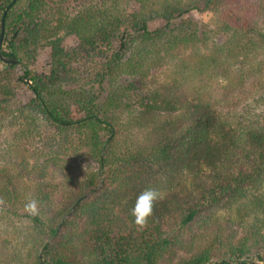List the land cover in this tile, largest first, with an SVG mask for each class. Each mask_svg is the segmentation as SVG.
<instances>
[{
	"label": "trees",
	"instance_id": "trees-1",
	"mask_svg": "<svg viewBox=\"0 0 264 264\" xmlns=\"http://www.w3.org/2000/svg\"><path fill=\"white\" fill-rule=\"evenodd\" d=\"M19 1L0 0V29L8 7L1 53L24 66L20 76L13 64L0 60V130L7 125L19 147L32 142L31 138L38 142L47 137L48 141L64 138L58 154L53 148L32 150L25 157L39 155L42 166L63 161L64 152L74 144L89 151L82 157L88 170L85 179L77 181L60 206L45 205L51 194L45 183L35 192L31 190L38 201V215H29L24 206L23 211L12 213L39 229L33 259L25 264H161L184 245L189 252L195 238L202 241L191 227L204 208L206 189L209 196L214 189L225 193L231 200L227 203L236 205L238 220L245 219L241 213L249 216L248 207L239 203L264 182V113L238 128L240 122L235 127L232 115L224 117L208 97L194 90L188 93L181 113L152 145L125 152L117 151L115 145L124 126L122 115L140 121L142 114L178 111L174 102H152L141 93L144 78L165 58L176 60L182 78L186 73L199 78L206 70L227 77L228 66L247 59L248 68L243 67L239 77L227 82V88L237 91L235 96L230 90L222 92V102L234 97L238 105L247 78L264 97V59L258 56V50L264 49V0H25L18 7ZM193 10L217 12L219 26L209 29L193 22L186 17ZM155 19L163 24L151 30L148 24ZM68 36L76 42L65 47ZM43 45L50 48V54L47 69L40 72L28 67L27 59ZM202 45L205 51H200ZM22 87L28 93L25 101L18 100ZM138 94L142 96L137 103L133 98ZM179 101L177 96L175 102ZM234 154H243L247 166L236 177L232 171L220 176L217 171ZM25 158L18 160L20 173L0 167V199L13 206L28 193L24 187H16L14 178H22L26 169L40 179L47 173L46 166L39 164L42 170L36 173ZM204 168H211L210 181L216 180L209 187L200 181ZM182 171L192 174L193 191L185 184L173 192L159 188L160 177L169 174L171 179ZM147 188L166 191L167 197L155 203L153 215L141 230L132 215L122 216L131 211L129 191L140 194ZM89 192L92 195L85 196ZM253 200L251 207L264 222V190ZM171 214L176 215L173 222L165 217ZM252 228L253 234L243 238L232 235L225 241L220 234L217 241L227 255L216 261L210 262L213 249L204 244L178 264H257L247 261L251 246L257 248L252 236L260 233L261 226Z\"/></svg>",
	"mask_w": 264,
	"mask_h": 264
},
{
	"label": "rangeland",
	"instance_id": "rangeland-1",
	"mask_svg": "<svg viewBox=\"0 0 264 264\" xmlns=\"http://www.w3.org/2000/svg\"><path fill=\"white\" fill-rule=\"evenodd\" d=\"M24 2L25 0H20L17 3V5L19 4L18 7L23 6ZM17 5L14 7L17 8ZM133 7L134 6L131 4L130 8ZM186 17H190L193 22H197L200 26L205 25L209 29H216L219 26V17L217 12H201L193 10L189 12ZM162 24L163 21L161 19H155L149 22L148 26L151 30H154ZM220 40L221 38H219V41ZM75 42V37L68 36L64 39V46H73ZM203 48V45L200 46V51H202ZM182 53L185 54L186 52L184 51ZM49 54L50 48L48 46H40L35 52L31 54L32 57L27 59V65H29L28 67L33 70L43 72L47 69L46 65ZM179 56H181V54ZM258 56L260 57V60L264 59V49L258 50ZM241 61H244L245 63L243 64ZM249 63L250 62H248L247 59L240 58L233 64V66H228L227 69L225 68L227 74L229 73L227 77L221 73L218 74L216 72H212L213 70L210 69L211 71L206 70L199 78L194 77L193 75L189 77L190 75H188V73L184 75L185 78H182L181 74H177V68L175 66L176 60H170L169 58L161 60L158 62V65L154 67L144 78V84L141 93L142 95H145L146 98H149L152 102L153 100H156L157 103H166L167 101L174 102L178 111L171 112L172 114L169 115L165 112L147 115L142 114L141 118L139 117L140 121L126 120V114L122 115L121 123L124 126L121 127V130L116 136V150H120V152L122 150V152H125L127 150H131L133 147L139 149L141 146H146L149 144L152 145L154 140L162 131L165 132L168 130L169 126H171L170 124L174 119V116H177L179 113H181L180 108L184 106L188 93H193L194 90L199 91L202 96L208 97V99L214 103V106L219 109L224 117L232 115V119H234L236 122L234 126L238 122H240L238 125H236L238 128L249 125L250 121H255V115L264 113V97L259 95L260 93H256V88L251 84L250 78L249 80L248 78L245 80L246 92L241 95V100L238 105L234 102V97L233 99L229 97L231 99L228 98V101L223 103V97L221 96L225 92L228 94V90H230L226 87L228 84L227 82H229L230 79L235 80L237 77H239L241 73L240 70L248 68ZM225 69L223 70L225 71ZM14 70L17 74L22 76L24 72L23 64L19 63V66H14ZM215 70L220 72L219 69ZM209 73H212V75L210 76ZM201 77L202 81L199 82ZM27 82L28 84L30 83L29 80H27ZM230 91L234 92L233 96H235L237 91ZM142 95L138 94L136 98H133V100L138 103V99ZM27 96V90L22 87L18 95V100L25 101ZM177 96L180 98L179 102H175ZM188 98H191V96ZM262 120L263 117H260L258 122L261 124ZM0 131V167H6L7 170H11L13 174L20 173V163L18 160L20 158L24 159L25 157H30V151L38 150L41 152H48L50 149L55 148L54 150L57 149L56 154H58L57 152L60 149V145L64 143V138L59 136H56L55 138L52 137V139L49 141L47 137L40 142H38L37 138H31L32 142L25 144L26 146L23 145L19 147L15 146V143H13L14 137L10 135L7 125L4 126ZM56 144L58 146H56ZM64 153V160L58 162V164L52 166L49 161L47 164L44 163L47 173H45V177L43 179H40L37 175V177L34 176L35 172L29 173L28 169L22 171L24 175L22 178L18 177L17 179L20 181H15V178L13 179L16 187H24L28 192L23 195V198L15 206L6 202L5 200L0 199V201H3L0 203V264H25L26 262H30V260L33 259L36 245L34 241L38 240L37 237L39 229L34 228V225L31 224L30 221L26 219L22 220L21 218H18V216L12 214L16 211V209L18 212L23 211L22 209L25 203L30 199H35V196L32 195L31 190L35 192L36 189L47 183L51 194L48 202H46L45 205L56 208L67 200L77 181L85 179L88 170L86 164L82 162V157H87L89 153L88 149L81 148L80 146L74 144L72 147H68V150H66ZM69 159L71 160L69 161ZM25 160L31 164V167L36 169V173L42 170V168H39V155L28 159L25 158ZM12 161L16 163L15 165L18 164L17 171L13 169L15 165L12 166ZM247 162L248 161L244 158L243 154H234L224 162L225 164L223 168L217 172L218 174L220 173V176H222L227 174L229 171H232L233 175L236 177V174L240 173V169H243L244 166H247ZM211 172V168H204L201 172L202 178L200 181H206L208 184L206 187H209L211 182L216 181H210L213 175ZM101 173L103 177V169ZM171 173L173 174V172ZM173 175L174 177L171 179L170 177L172 175L169 176V174L166 175L167 178L163 176L162 178L160 177L159 181L161 182L162 186L158 185L159 188H168L166 191L173 192L174 190L178 191L176 189H178L179 186L181 187V184H185L187 189L192 190L190 187V183H192L193 179L191 173L182 171ZM169 179L171 180L170 182H168ZM164 185H166V187H163ZM100 186L101 184L99 187ZM1 187L2 183L0 182V188ZM257 188L258 189L252 190L251 193L247 194L245 200L241 201L240 199V207L243 208L246 205L248 207L247 210L250 211L249 216H244L243 213H241V216L245 217L243 220H238L236 217V205L232 204L231 206L227 203L231 200H227L225 198V193H220L219 189H214L213 191H210L211 196H209V193L205 188L206 194H208L207 200L204 204V208H202V211L198 217H196L191 227L194 236L199 234L201 237H203L202 241H199L195 238V245L190 248L189 252L187 246L184 245L183 250L176 253L174 257L163 260L161 264H178L182 259L189 257L190 254H193L194 251H198L200 247H204L205 245L206 247L210 246L213 249V252L209 254L211 257L210 262L216 261L218 258L227 255L225 247H221V244L217 241V238L220 234L222 239L225 241L226 237L232 235L243 238L245 237V234L248 233L251 236L254 232V229L252 228L254 225L261 226V230L260 233L252 236L256 241L257 248L255 246H251V251L248 254L247 261L250 263L256 262L257 264H264V236H262L264 235V222L259 217V214H255L253 208L251 207L255 196L262 194V190H264V182H262ZM166 191H160L163 194V198L167 197ZM92 193L93 192H89L85 196H90ZM138 195L139 194L137 190L131 189L129 191L131 209L134 207L135 200ZM180 196H183V194H180ZM212 198L214 199L213 201ZM179 203L183 202L179 201ZM248 203H250V205H248ZM129 215H131V211L128 215L123 214L122 219H126ZM238 215L240 216L239 212ZM165 217L169 221L173 222L176 218V215L171 214L166 215ZM40 229L43 228L41 227ZM186 238L187 236L184 237V239ZM51 240L52 239H49L48 242ZM259 245H263L262 248H260ZM105 249H108L109 252L111 250L110 246H107L106 244ZM42 252L43 251L39 249V257H41ZM207 264L210 263L207 262Z\"/></svg>",
	"mask_w": 264,
	"mask_h": 264
},
{
	"label": "clouds",
	"instance_id": "clouds-1",
	"mask_svg": "<svg viewBox=\"0 0 264 264\" xmlns=\"http://www.w3.org/2000/svg\"><path fill=\"white\" fill-rule=\"evenodd\" d=\"M163 199V194L155 188L144 189L136 198L131 215L134 217V224L138 229L147 226L148 219L153 215L155 203ZM3 201H0L2 203ZM24 211L29 215L39 214V205L36 199L28 200L24 205Z\"/></svg>",
	"mask_w": 264,
	"mask_h": 264
},
{
	"label": "water",
	"instance_id": "water-1",
	"mask_svg": "<svg viewBox=\"0 0 264 264\" xmlns=\"http://www.w3.org/2000/svg\"><path fill=\"white\" fill-rule=\"evenodd\" d=\"M8 7L4 10V13L2 15L1 18V29H0V60L4 63H9V64H13L14 66H19V62L16 59H11V58H7L5 56H3V54L1 53V43H2V39H3V35H4V20H5V13L7 11Z\"/></svg>",
	"mask_w": 264,
	"mask_h": 264
}]
</instances>
